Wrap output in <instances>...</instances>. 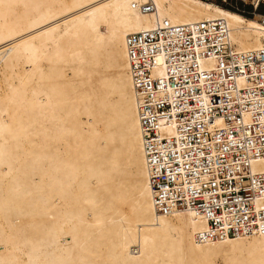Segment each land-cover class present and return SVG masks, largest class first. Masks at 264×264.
Masks as SVG:
<instances>
[{"label":"bare ground","instance_id":"1","mask_svg":"<svg viewBox=\"0 0 264 264\" xmlns=\"http://www.w3.org/2000/svg\"><path fill=\"white\" fill-rule=\"evenodd\" d=\"M214 1L0 0V264H264V233L198 240L152 200L126 35L224 18L264 48L258 8Z\"/></svg>","mask_w":264,"mask_h":264},{"label":"built area","instance_id":"2","mask_svg":"<svg viewBox=\"0 0 264 264\" xmlns=\"http://www.w3.org/2000/svg\"><path fill=\"white\" fill-rule=\"evenodd\" d=\"M216 1L245 15L264 4ZM126 51L156 211L205 219L198 240L264 233V48L237 50L224 18L159 19Z\"/></svg>","mask_w":264,"mask_h":264},{"label":"rangeland","instance_id":"3","mask_svg":"<svg viewBox=\"0 0 264 264\" xmlns=\"http://www.w3.org/2000/svg\"><path fill=\"white\" fill-rule=\"evenodd\" d=\"M212 1H214V0H212ZM231 1H232L233 3L235 2V0H231ZM214 2H216V3L220 4V5H222L220 1H214ZM239 5H240V7L245 8L247 11H252V8H251L250 6H248V5L244 6V4H243L241 1H239ZM222 6H223V5H222ZM224 7H225V6H224ZM259 11H260L261 13L264 14V4L261 5V7L259 8ZM261 13H260V14H261ZM247 16L253 17L252 14H247ZM256 19H258V18H256ZM217 262L222 264V263H223V259H221V258L219 257V258L217 259Z\"/></svg>","mask_w":264,"mask_h":264}]
</instances>
